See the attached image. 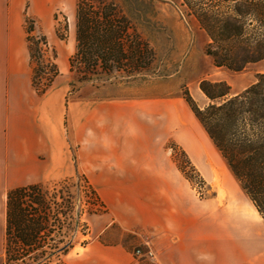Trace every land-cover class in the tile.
<instances>
[{
	"label": "crops",
	"instance_id": "0c3cea01",
	"mask_svg": "<svg viewBox=\"0 0 264 264\" xmlns=\"http://www.w3.org/2000/svg\"><path fill=\"white\" fill-rule=\"evenodd\" d=\"M26 6L27 0H0V245L6 230L4 194L16 181L25 185L50 178L64 166L67 153L63 103L45 102L40 108L46 112L39 114L24 96L11 95L10 72L25 75L29 67L22 27ZM72 103L74 122L79 121V102ZM89 103L95 105L79 123L86 130L72 132L84 145L81 158L107 211L88 219L95 237L75 246L65 264H264V217L249 196L230 182L224 203L217 196L195 197L165 145L175 137L190 150L195 146L197 165L214 178L216 166L203 161L207 134L200 132L197 145L196 131L145 128L143 117L148 125L156 121L147 107ZM147 243L155 257L136 256L131 247Z\"/></svg>",
	"mask_w": 264,
	"mask_h": 264
},
{
	"label": "rangeland",
	"instance_id": "374dc122",
	"mask_svg": "<svg viewBox=\"0 0 264 264\" xmlns=\"http://www.w3.org/2000/svg\"><path fill=\"white\" fill-rule=\"evenodd\" d=\"M54 1L27 0L22 27L29 50V67L25 75L23 72H10L15 84L11 95L24 96L33 106H37L34 111L39 114L46 112L44 107L40 108L45 102L63 103L67 129L64 166L55 169L50 178L37 183H42L48 188L51 192L50 199L58 192L60 197L58 196L57 201L64 203L65 208L70 205V201L74 213L81 208L82 226L76 237V246H82V241H91L95 237L88 219L107 211L96 186L87 174V162L81 158L84 145L72 132L86 130V127L79 126L85 123V114L96 103H89L91 101L105 100L121 105L134 102L142 108L147 107L149 114L156 115V121L152 120L153 123L148 125L147 118L143 117L145 124L148 123L145 128L151 127L153 131H196L197 145L200 143V132L202 135L207 134V153L203 161L211 160L214 167L216 166L217 173L214 178L203 173L197 165L195 146L190 150L175 137H169L165 144L181 175L188 180L192 194L201 199L217 196L219 202L224 203L226 194L232 190L230 182H233L239 191L245 192L196 117L187 97L190 96L197 106L203 108L211 102H220L226 97L241 93L264 73V59L248 63L239 71L216 66L213 58L206 53L208 35L196 19L188 14L182 0H112L128 17L130 32L125 38L127 57L122 58L118 65L112 62L115 67L110 73H100L93 83L81 85L76 80L78 75L70 70V59L77 44V0H57L56 5ZM51 4L54 5L53 13H49L48 9ZM30 47L34 58L31 57ZM39 63L42 71L40 80H37L38 86L42 88L49 79H53L51 86L43 94H39L32 85L33 68ZM55 71H58L57 74ZM205 79L213 82L224 81L230 86V94L215 101L210 100L200 87L201 81ZM71 83L77 86L74 87ZM73 89L75 90L72 91ZM72 102H79L80 119L76 120L77 122H74L77 115L73 116ZM208 162L206 165L209 166ZM78 174L82 178L80 192L77 190ZM19 183L16 181L12 188L29 185ZM6 196L7 193L4 194L5 203ZM71 219L70 212L65 225H71ZM85 225H88V235L83 233ZM52 237L56 239L57 234ZM5 240L6 233L0 245V264H16L6 258ZM131 248L135 254L136 249L145 247L134 245ZM65 256L55 257L46 264H65Z\"/></svg>",
	"mask_w": 264,
	"mask_h": 264
},
{
	"label": "trees",
	"instance_id": "16d2710c",
	"mask_svg": "<svg viewBox=\"0 0 264 264\" xmlns=\"http://www.w3.org/2000/svg\"><path fill=\"white\" fill-rule=\"evenodd\" d=\"M182 2L188 14L208 35L206 53L216 66L239 71L248 63L264 59V0ZM127 18L115 1L77 0V44L70 59V70L78 75L76 80L81 85L93 83L100 73H110L115 67L112 62L118 65L127 57L125 38L130 32ZM30 51L34 58L32 47ZM40 71L39 63L33 68L32 85L43 94L53 79L39 87ZM72 86L77 85L73 83ZM200 87L212 101L230 94V86L224 81L205 79ZM187 100L228 167L264 217V73L241 93L220 102H211L203 108L197 106L190 96ZM77 177L80 192L82 178L79 174ZM50 195L42 183L7 191L5 254L8 261L46 264L55 257L67 255L78 244L81 208L74 213L72 201L65 208L64 203L57 201L58 192L52 199ZM70 212L72 223L69 227L65 224ZM85 226L83 233L88 235V225ZM53 234H57L56 239ZM89 241L85 239L80 244L85 246Z\"/></svg>",
	"mask_w": 264,
	"mask_h": 264
},
{
	"label": "built area",
	"instance_id": "2783aa9c",
	"mask_svg": "<svg viewBox=\"0 0 264 264\" xmlns=\"http://www.w3.org/2000/svg\"><path fill=\"white\" fill-rule=\"evenodd\" d=\"M135 254L137 256H147V257H153L155 255L154 250L150 245H147L144 249L143 248L136 249Z\"/></svg>",
	"mask_w": 264,
	"mask_h": 264
}]
</instances>
